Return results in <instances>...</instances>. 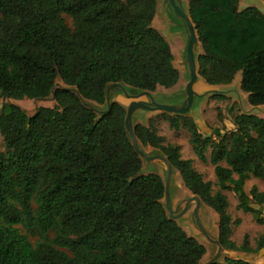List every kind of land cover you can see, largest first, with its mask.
I'll return each mask as SVG.
<instances>
[{
	"label": "trees",
	"instance_id": "trees-1",
	"mask_svg": "<svg viewBox=\"0 0 264 264\" xmlns=\"http://www.w3.org/2000/svg\"><path fill=\"white\" fill-rule=\"evenodd\" d=\"M189 6L204 50L200 75L228 84L241 71L249 102L264 104V14L239 10V0H189ZM155 9L156 0H0V96L48 97L58 76L99 104L111 82L174 86L179 72L170 45L152 26ZM55 96L54 107L41 106L33 116L12 103L0 109V264H199L206 249L168 217L163 180L138 175L142 161L125 128V109L113 102L98 118L75 92L58 88ZM163 117L174 129L188 128L201 161L211 148L217 191L182 157L180 145L165 144L153 126L136 125L138 139L160 149L186 187L215 210L224 248L264 249V233L255 247L248 236L240 247L231 239L223 193L234 192L237 208L264 222L257 207H264V190L244 189L251 177L264 182V118L238 111L233 130L213 128L203 136L190 119Z\"/></svg>",
	"mask_w": 264,
	"mask_h": 264
},
{
	"label": "rangeland",
	"instance_id": "rangeland-1",
	"mask_svg": "<svg viewBox=\"0 0 264 264\" xmlns=\"http://www.w3.org/2000/svg\"><path fill=\"white\" fill-rule=\"evenodd\" d=\"M180 1H187V0H180ZM245 1V0H243ZM160 2L163 3V10L156 16V23L159 25H163L164 27L168 28L170 31L174 32H183L182 24L179 20H177L168 3L166 0H160ZM250 3L253 2V0L249 1ZM261 4L264 6V0H260ZM186 7V6H185ZM66 24L72 28V20L69 16L64 15ZM161 23V24H160ZM163 35L166 36L170 41V45L173 46L177 40L176 34H167L163 32ZM186 62H183V64L180 66L181 72L183 73V76L179 80V82L173 86L172 88H165L162 86L157 87L152 95L154 96V99L162 98V97H169L173 96L176 102L182 103L186 98L185 93V87L189 80V71ZM59 83H61L60 80H58ZM63 84L61 83V86ZM217 96L209 97L207 102L204 105V109L202 112V119L204 121V128L201 129L198 125L197 128L199 131L205 136V131H209L213 128H220L223 131H231L234 129V126L232 124L233 115L240 111V107L237 101H233L232 97L223 96L224 99H217L215 98ZM140 100H146L149 101V97L142 96L140 97ZM8 99H5L4 97L0 96V105H2L4 102L8 103ZM161 102H173L172 99H159ZM16 103H18L20 106H22L30 115L34 114L38 107L41 106H49L54 107L56 105V102L53 100H44V101H35L33 99H23V100H16ZM124 103H127L125 99L123 100ZM96 112L99 114L105 109V105H97L92 104ZM196 113V112H195ZM261 115H264V107L261 108L259 111ZM163 114L167 116H171L170 114L166 112H160V111H147L143 109L136 110L132 115V123H142L146 125L147 127L153 126L157 133L164 137V143L165 144H175L180 145L181 147V155L184 159H191L193 163V167L202 174L203 179L206 181H211L213 183V191H217L219 189V186L217 184V179L214 173V166L209 161V156L211 153V148L207 149L206 156L208 158V161L203 162L201 161L196 154L193 151L192 144L190 142L191 133L188 130V128L181 126L178 129H174L170 126L169 121L163 117ZM176 117H184L187 119L195 121L194 119L196 117H193L190 111L186 115H174ZM3 139L0 135V149H3ZM144 150L148 154H155L157 153L156 149L149 146V145H143ZM143 172L149 173V172H156L159 173L163 178H165L166 172H165V165L162 161L156 160V161H147L143 160ZM256 186L260 191L264 190V182H262L260 179H257L255 177L249 178L244 186V189L247 193L250 192V189L252 186ZM170 198L169 200H164V203L167 205L171 211H173L175 214L180 213L181 210L185 207L186 204L188 206L186 207V210L179 215V223L181 226L186 230L188 234L196 235L198 239L201 240L202 243H204L209 250L208 254H206L203 258V262L207 261L214 253L216 249V245L209 242L207 237L204 235V230H206L207 234L210 235L212 239H214L218 235V220L219 216L212 212L211 215L207 216V214L204 212V207L199 210V213L201 212V219H202V225H199L198 222L195 219V216L193 214V209L195 208V202L191 201L189 202V199L192 198L193 193L191 190H189L184 183L181 181L178 173L174 170L172 172V176L170 179ZM223 193L227 196L229 201V207L227 209L228 213L231 215L232 218V233H231V239L235 241L238 247H240L243 243V239L245 236H248L250 245L252 247H255L256 240L259 238L261 234L264 233V222H258L255 218V216L252 213L244 212L241 209L237 208L238 204V198L232 191H223ZM260 211V217L264 219V207L257 206ZM20 230L22 232H28L25 228L20 227ZM29 234V238L32 242L36 241V236ZM54 235V233H51V237ZM245 252L240 249L230 251V252H223L220 260H222L226 255H245ZM256 264H261L262 260L259 259L255 262Z\"/></svg>",
	"mask_w": 264,
	"mask_h": 264
},
{
	"label": "water",
	"instance_id": "water-1",
	"mask_svg": "<svg viewBox=\"0 0 264 264\" xmlns=\"http://www.w3.org/2000/svg\"><path fill=\"white\" fill-rule=\"evenodd\" d=\"M249 1L250 0H245V1L239 0V10H244L249 7H256L261 13L264 14V6L261 4L260 0H253V2L251 3ZM166 2L168 3L174 17L181 22L183 32L170 31L168 28L164 27L163 25H159L158 23L155 22L158 12L160 13L163 10V3L160 2V0H156V9H155V15L152 21V26L165 38V40L168 42L169 45H170L169 43L170 40L166 38L165 35H163V32L167 34H176L177 36V40L175 44L173 46L170 45V48H171V51L174 57L173 65L179 72V80L183 76V73L181 72V69H180V66L183 64V62H186L185 64H187L188 71H189V80L185 87L186 98L182 103L176 102L173 96L157 98L155 100L154 96L152 95L154 90L139 89V88L130 86L123 81H120V82H111L107 84L106 89H105V102L103 104H99L95 101L85 99L80 94L76 86L66 85L62 81L60 76L57 77L54 88L52 90V94L50 96L45 97V98H36L33 100L44 101V100L49 99V100H53L56 102V96H55L56 89L60 88V89L71 90L72 92H75L80 97L82 103L86 107L93 110L98 115V118H100L103 114H105L106 112L110 110L111 104L113 102L119 103L126 111L125 128L128 133V137L131 141L132 146L134 147V149L136 150V152L138 153L142 161V167L138 175L156 174L163 180L164 196L161 199V203L163 204L168 214V217L172 220H175L179 224V226L182 227L181 224L179 223L178 218H179V215L186 210V207L188 206V204L185 205V207L181 210L180 213L175 214L164 203V200H169L170 198L169 190H170V179L172 176V172L175 170L178 173L181 181L184 183L181 173L179 172L177 168H175L171 164L168 157L160 149L155 148L151 146L150 144H146V145H149L155 148L157 150L156 151L157 153L151 155V154H148L144 150L143 145L145 144H143L138 139L135 133L136 125L138 124L144 125V124L142 123L133 124L132 123L133 113L136 110L143 109L147 111L166 112L170 114L171 116H174V115H186L190 111L192 116L196 117L194 119L195 120L194 123L198 125L201 129H203L204 121L202 119V112L204 109V105L209 99V97H212V96L232 97L233 101L238 102L241 114L255 115L261 118H264V115H261L259 111L261 110L262 107H264V104L252 105L249 102V94L243 91L241 88V80H242L241 71L234 77L233 81L228 84H209L200 75L199 56L204 53V50H203L202 43L199 39L196 25L193 22L191 15H190L189 0L185 2L180 1V0H166ZM58 80L61 81V83L63 84L62 86H61V83L58 82ZM142 96L149 97L150 100L149 101L140 100V97ZM4 98L10 100L8 101V103L16 104L19 107H21L29 116H33L36 112H38L39 107L37 108L34 114L30 115L22 106H20L18 103L15 102L16 101L15 99H12L10 97H4ZM164 98L172 99L173 102L167 103V102L159 101V99H164ZM124 99L128 102L124 103L123 102ZM4 104L5 102L2 105H0V109L2 108ZM92 104L105 105L106 107L101 113L98 114ZM143 160L162 161L165 165V172H166L165 178H163L159 173H156V172H149V173L143 172ZM190 200L195 202V208L193 209V214L199 225H202L201 212L199 213V210L202 209L203 207H204V212L207 214V216L211 215L212 212L217 214L215 210L209 205H207L199 195L193 193V196L191 199H189V202H191ZM218 223H219V220H218ZM217 229H218V235L214 239H212L210 235L206 233L207 231L204 230V233H205L204 235L207 237L209 242L216 245V249H213L215 250V253L205 262H203L202 260L204 256L208 254L210 249H208L207 246L204 243H202L200 239L196 237V235L188 234L189 236L195 238L198 242H200L206 249V252L203 258L201 259V261L199 262V264H212L214 262H223L226 258L236 259V260L241 259V260L248 261L251 264H256L255 262L258 260V258L264 254V249H262L261 251L256 252V253L254 252L245 253V255H226L222 260H220V257L223 252H230L234 250L226 249L221 245L220 240H219L218 225H217Z\"/></svg>",
	"mask_w": 264,
	"mask_h": 264
},
{
	"label": "crops",
	"instance_id": "crops-1",
	"mask_svg": "<svg viewBox=\"0 0 264 264\" xmlns=\"http://www.w3.org/2000/svg\"><path fill=\"white\" fill-rule=\"evenodd\" d=\"M239 72H240V71H239ZM239 72H237V74H238ZM237 74H236V75H237ZM236 75H235V76H236ZM263 257H264V256L262 255L261 257H259V258H258V260H259V259H261V260H262V259H263Z\"/></svg>",
	"mask_w": 264,
	"mask_h": 264
}]
</instances>
